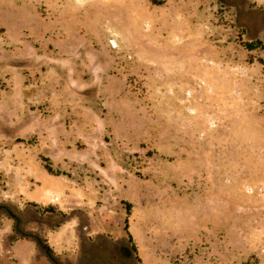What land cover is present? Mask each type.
Returning <instances> with one entry per match:
<instances>
[{
  "label": "rangeland",
  "instance_id": "rangeland-1",
  "mask_svg": "<svg viewBox=\"0 0 264 264\" xmlns=\"http://www.w3.org/2000/svg\"><path fill=\"white\" fill-rule=\"evenodd\" d=\"M0 264H264V0H0Z\"/></svg>",
  "mask_w": 264,
  "mask_h": 264
},
{
  "label": "trees",
  "instance_id": "trees-1",
  "mask_svg": "<svg viewBox=\"0 0 264 264\" xmlns=\"http://www.w3.org/2000/svg\"><path fill=\"white\" fill-rule=\"evenodd\" d=\"M162 2H160L159 4H161ZM246 47H247V49H249V50H252V49H255L257 46L254 44V43H247L246 44ZM46 168L49 170V171H51L50 169V166H46ZM132 250H133V252H136V247L133 245L132 246Z\"/></svg>",
  "mask_w": 264,
  "mask_h": 264
},
{
  "label": "bare ground",
  "instance_id": "bare-ground-1",
  "mask_svg": "<svg viewBox=\"0 0 264 264\" xmlns=\"http://www.w3.org/2000/svg\"><path fill=\"white\" fill-rule=\"evenodd\" d=\"M114 45H116V44H114Z\"/></svg>",
  "mask_w": 264,
  "mask_h": 264
}]
</instances>
